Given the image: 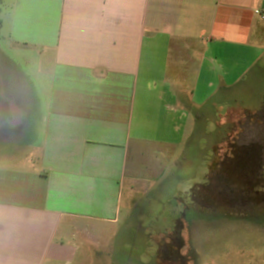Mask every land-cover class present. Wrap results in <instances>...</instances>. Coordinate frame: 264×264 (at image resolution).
<instances>
[{
  "label": "crops",
  "instance_id": "1",
  "mask_svg": "<svg viewBox=\"0 0 264 264\" xmlns=\"http://www.w3.org/2000/svg\"><path fill=\"white\" fill-rule=\"evenodd\" d=\"M8 2L0 28L34 49L50 80L45 106L40 95L29 106L11 93L19 116L9 123L30 115L39 154L0 166V264H69L56 244L62 225L117 223L125 183L164 177L189 111L203 119L201 108L259 63L264 0Z\"/></svg>",
  "mask_w": 264,
  "mask_h": 264
},
{
  "label": "rangeland",
  "instance_id": "2",
  "mask_svg": "<svg viewBox=\"0 0 264 264\" xmlns=\"http://www.w3.org/2000/svg\"><path fill=\"white\" fill-rule=\"evenodd\" d=\"M8 5L0 0V20ZM0 47L30 82L13 68L11 77L0 53V166H27L26 158L36 162L39 154L36 124L29 126L28 115L11 125L8 99L16 92L33 106L40 95L45 106L50 77L39 76L34 49L10 42L5 25ZM196 67L193 61L188 69ZM189 112L184 143L165 176L134 188L125 183L117 223L62 225L56 244L69 264H264V55L201 108L203 119ZM217 159L221 167L211 174ZM64 258L57 263L68 264Z\"/></svg>",
  "mask_w": 264,
  "mask_h": 264
},
{
  "label": "flooded vegetation",
  "instance_id": "3",
  "mask_svg": "<svg viewBox=\"0 0 264 264\" xmlns=\"http://www.w3.org/2000/svg\"><path fill=\"white\" fill-rule=\"evenodd\" d=\"M8 71L10 72V76L12 77V69H11V67L10 66H8ZM11 96V95H10ZM8 102H9V104H10V106H11V113L13 114V116H14V118H17L18 116H19V113L17 112V109H16V106H15V102H16V99L14 98V97H10L9 99H8ZM14 123V122H13ZM216 164H215V167H214V170L212 171V173L211 174H213V173H215V172H217L216 170L217 169H219L221 166L219 165L220 164V161L217 159L216 161ZM219 171H221V170H219ZM210 175H208V176H206L205 178H206V180H207V178L209 177ZM217 177L220 179L221 178V175L219 174V172H218V175H217ZM233 177V176H232ZM221 180V179H220ZM207 183L208 182H206V185H207ZM206 185H204V187L206 186ZM194 194L195 193H193L192 194V197H194Z\"/></svg>",
  "mask_w": 264,
  "mask_h": 264
},
{
  "label": "built area",
  "instance_id": "4",
  "mask_svg": "<svg viewBox=\"0 0 264 264\" xmlns=\"http://www.w3.org/2000/svg\"><path fill=\"white\" fill-rule=\"evenodd\" d=\"M256 14L260 15L264 19V14L261 11H256Z\"/></svg>",
  "mask_w": 264,
  "mask_h": 264
}]
</instances>
